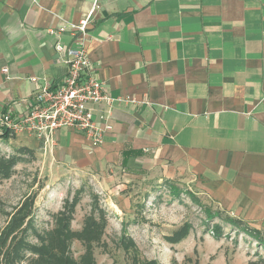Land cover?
<instances>
[{"label":"crops","instance_id":"0c3cea01","mask_svg":"<svg viewBox=\"0 0 264 264\" xmlns=\"http://www.w3.org/2000/svg\"><path fill=\"white\" fill-rule=\"evenodd\" d=\"M88 16L112 131L93 148L60 129L52 147L34 140L36 155L85 174L163 171L263 237L264 0H0V116L62 82L54 46L73 38L56 31Z\"/></svg>","mask_w":264,"mask_h":264},{"label":"rangeland","instance_id":"374dc122","mask_svg":"<svg viewBox=\"0 0 264 264\" xmlns=\"http://www.w3.org/2000/svg\"><path fill=\"white\" fill-rule=\"evenodd\" d=\"M23 148L29 153L17 156L15 164L9 161L8 178L0 176V264L15 255V264H39L37 251L48 245L50 233L56 235L50 241L55 246L62 228L80 233L87 218L99 220V212L106 224L100 245L92 246L95 264H264V236L257 232V243L242 222L238 232L196 184L150 168L136 175L124 169L104 175L74 172L36 155L34 140L24 136L0 140V158L15 157ZM25 206V217L17 221ZM217 225L219 237L213 235ZM181 229L182 237L176 236ZM124 239L135 250L126 252ZM66 242L68 258L79 264L85 245L76 237Z\"/></svg>","mask_w":264,"mask_h":264},{"label":"built area","instance_id":"2783aa9c","mask_svg":"<svg viewBox=\"0 0 264 264\" xmlns=\"http://www.w3.org/2000/svg\"><path fill=\"white\" fill-rule=\"evenodd\" d=\"M89 18L77 25L61 26L56 31L57 34L68 33L73 38L69 47L60 43L54 46L56 53L65 55L66 76L56 87L46 84L37 90L25 114L17 117L9 112L2 114L1 131L42 142L45 148L52 147L54 133L60 129L81 134L93 148L103 144L112 131L111 118L109 112L98 111L97 106L104 104L110 108L113 100L104 92L96 67L85 49Z\"/></svg>","mask_w":264,"mask_h":264},{"label":"trees","instance_id":"16d2710c","mask_svg":"<svg viewBox=\"0 0 264 264\" xmlns=\"http://www.w3.org/2000/svg\"><path fill=\"white\" fill-rule=\"evenodd\" d=\"M9 133H7L6 131H0V140H4L7 141L9 139ZM19 155H16L15 157L9 158L7 160L0 158V163H5V165L3 167L0 166V176H3L4 178H8L9 176V170H10V166L9 161L11 160L12 163H16V160H19L18 157L20 158L21 155H24L26 153H29V149L23 148L21 150L18 151ZM18 156V157H17ZM129 156H133V154L131 152H124L122 154V158L125 161V159ZM122 165H124L122 163ZM171 194L178 195V193L174 190H172L170 192ZM26 206L22 207L18 212V215L16 217H18L17 221H20L21 219H23L25 217V214H23V212L25 211ZM28 212V209H27ZM99 212V211H98ZM99 216V220L97 221L93 216L87 218L86 223L84 228L82 229V231L80 233H70L65 231V227L62 228V230L60 232H58L57 236V242L55 243V246L53 243H51V236H56L55 234L50 233V243L48 242L45 247V249H40L37 252L40 253L39 257V264H76L75 262L71 261L67 254H68V247L66 246L67 244V240H70L73 237H76L77 240L81 241L84 245H85V252L84 255L81 257L80 259V263L79 264H95L93 257H92V249H93V244L95 246H99L100 245V240L103 234V230L105 228V220L103 219V215L101 212L98 213ZM62 217H64V215H62ZM101 218V219H100ZM228 223L232 224L234 226V228L237 229L238 232H240V227H242V223L240 221L237 220H227ZM13 224V222L11 223V225ZM10 225V226H11ZM64 226V225H62ZM213 229L215 231H213V235H215L216 237H219L220 234V230L221 228L217 225L214 226ZM247 233H252L253 235H255L256 237V242L260 243V239L258 237V233L257 232H253L251 231L249 228L245 230ZM185 231H183L182 229L178 232V234L176 236H181ZM182 237V236H181ZM172 241H174V239H172ZM54 246V247H53ZM93 246V247H92ZM121 247L124 248V250L126 252H129L130 250H135L134 248V244L129 240V239H124L121 243ZM55 249L57 254L53 255L54 253L52 252V250ZM43 251V252H42ZM16 252H14L15 255ZM53 253V254H52ZM12 254V252L10 253ZM57 255V256H56ZM17 255L12 256L11 258L7 257L4 264H15L14 259L16 258ZM135 258V257H133ZM78 264V263H77ZM133 264H140L138 263L137 260H135L133 262ZM144 264H156L154 262H147ZM250 264H256V263H250Z\"/></svg>","mask_w":264,"mask_h":264}]
</instances>
